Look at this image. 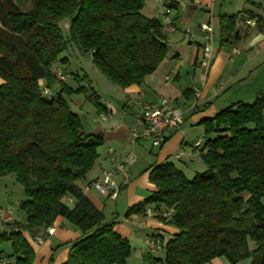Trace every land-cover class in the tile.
<instances>
[{"label": "trees", "instance_id": "trees-1", "mask_svg": "<svg viewBox=\"0 0 264 264\" xmlns=\"http://www.w3.org/2000/svg\"><path fill=\"white\" fill-rule=\"evenodd\" d=\"M145 1L29 0L24 9L14 0H0V176L14 174L23 187L20 210L26 217L24 225L0 223V245L10 246V255H0L7 264H33L35 253L23 234L45 239L58 217L80 235L68 244L62 264H126L130 258L131 246L114 231L115 219L106 222L77 185L93 168L103 135L84 133L65 97L82 94L98 114L108 110L93 89L56 82L51 70L67 64L59 56L72 46L90 55L111 84L139 86L168 52L161 20L141 13ZM261 1L250 5L262 14L243 9L219 15L220 47L236 46L245 36L237 25L247 19L263 32ZM162 7L176 11L179 0H164ZM64 21L67 36L60 29ZM73 78L76 83L83 79ZM44 89L50 96L42 95ZM263 111L264 94H259L251 104L237 102L203 120L204 135L213 138L199 150L205 170L192 180L169 161L150 167L148 181L155 191L125 216L144 218L148 208L170 212L152 216L178 230L166 242L151 235L163 254L156 262L209 264L223 257L230 264L246 258L264 264Z\"/></svg>", "mask_w": 264, "mask_h": 264}, {"label": "crops", "instance_id": "crops-1", "mask_svg": "<svg viewBox=\"0 0 264 264\" xmlns=\"http://www.w3.org/2000/svg\"><path fill=\"white\" fill-rule=\"evenodd\" d=\"M250 3L263 2L261 0H179L178 10L169 13L173 31L166 33L168 46L166 58L139 86L122 89L121 105L118 104L120 108H116L115 114L107 108V114H100L111 122L98 131L103 135V145L97 150L98 157L93 168L84 180L77 182V185L103 214L106 210L110 211L112 219L116 221L114 231L129 240L130 244L137 240L138 230L145 233L139 250L133 249L126 264H130L131 260L139 261L140 264L156 262L163 257L162 251L159 248L150 253L146 247L147 240L152 234H159L166 242L178 232L174 227L163 225L152 216L146 215L144 218L137 214L125 216L130 207L143 201L155 191L154 186L148 181L150 170L145 175L139 176L138 173L168 161L183 173V169L188 166L187 161L193 159L201 162L198 156L201 147L200 138L191 136L193 131H197V135H203L204 131L200 123L205 119L213 118L217 112L231 104L237 102L251 104L259 94H264V28L261 33L255 30L254 26L238 23L237 26L245 36L234 48L219 46V15H234L243 9L262 14L260 9L251 6ZM160 5L157 7V15L162 18L163 8ZM148 13L145 14L147 17H155L151 12ZM201 24L211 29L213 56L208 67L201 65L204 59L203 47L208 44L205 38L207 33L200 29ZM2 83L0 79V85ZM42 83L43 81H40V84ZM186 90L189 92L183 96L182 93ZM187 97L189 100H186ZM161 98H168L182 110L184 119L180 129L167 135L165 143L156 154L153 149L148 151L142 143L129 146L127 144L129 129L140 116L142 107ZM134 149L139 151L140 163L145 165L142 168L139 167L140 165L134 167L135 160L134 165L129 167L128 184L115 200H107L93 188L86 190L98 178L100 169L108 165L109 150H114L116 154L123 156L130 151L133 153ZM66 203L73 204L70 198L66 199ZM49 229L53 231L51 234L46 233L45 239H31L26 233L23 234L35 253L33 264H49L51 257L53 259L51 264L64 263L69 253L68 244L80 237L78 230L60 217ZM57 246L60 247L53 252ZM249 248H253L251 243ZM250 262V258H246L236 264H250ZM209 264L230 263L220 257L211 260Z\"/></svg>", "mask_w": 264, "mask_h": 264}, {"label": "rangeland", "instance_id": "rangeland-1", "mask_svg": "<svg viewBox=\"0 0 264 264\" xmlns=\"http://www.w3.org/2000/svg\"><path fill=\"white\" fill-rule=\"evenodd\" d=\"M14 1L22 5L24 9H27L29 6V0H14ZM159 5L160 4H157V2H155L154 0H146L144 3L145 8L143 7L142 12H141L142 15L147 17L145 14H149L148 13L149 11L152 14H154L153 16L155 17L153 18L161 20L159 15H157V7H159ZM60 29L64 36L68 35L67 21H64L63 23L60 24ZM210 35H211V32H210ZM186 40L187 41L189 40L188 36L186 37ZM59 58L67 59V64L62 65L58 63L55 66V67H58V69H60L61 71H63L65 74H68L69 76H71L66 80L65 82L66 84L70 85L73 88L80 86V87H85L87 89L89 88L93 89L100 97V104L103 107L107 108L108 110L112 111L113 114L116 113V108H120L119 106L121 105L120 99L122 95V88L111 84L94 67V65L92 64L90 55L81 53L75 47L70 46L67 49V51L63 52L59 56ZM73 75H78L80 77H83V79L81 80V82L76 83L73 80L74 79ZM65 100L71 112L78 116L84 133L97 134L98 131H100V128H102V126H106L111 122L107 120V118H105L104 120L101 119V116L103 115L98 114L95 106L92 103H90L88 100H86L85 96L82 94L66 96ZM180 111L182 112L181 109ZM196 132L197 131H193L191 133V136L192 138H200L201 147L199 149L201 150L206 140L212 139L213 136H210L209 138H207L204 135V133L202 136H200V134L197 135ZM141 143L148 151L153 149L154 154L158 153V150L160 149V147H156V148L151 147V145L148 142H141ZM190 151H191V147H190ZM127 154L128 153L124 154L123 156H126ZM133 154L136 160V166L134 167H137V165L138 166L140 165L139 167L142 168L145 165V163L144 164L140 163L141 158L139 155V151L134 149ZM187 165L188 166L185 169H183L184 170L183 174L188 180H192L197 173H201L205 170V167L204 165H202L201 162H197L196 160H193V159H191L190 161H187ZM149 168L145 169L146 171L144 172L140 171V173H138L139 176L145 175L146 172L149 171ZM128 171H129V168H128ZM128 178H129V174H128ZM24 200H25V196H24L23 187L16 181L14 174L0 176V208H5V209L10 210L12 212L13 221L20 225H24L25 219H26L25 214L20 210V205ZM104 215L106 218L105 220L106 222L113 220L112 214L110 213L109 210H106ZM115 225H116V221H115ZM144 234H145L144 232H141L138 230L137 236H136L137 240L134 241L133 244L132 243L130 244V241L128 240L131 246V253L133 249L135 248L139 250L140 245L142 244L141 240L143 239ZM0 255L2 256L10 255V246L8 243H4L0 245ZM136 262L131 260L130 264H140L139 261H136ZM156 264H162V263L158 262Z\"/></svg>", "mask_w": 264, "mask_h": 264}, {"label": "built area", "instance_id": "built-area-1", "mask_svg": "<svg viewBox=\"0 0 264 264\" xmlns=\"http://www.w3.org/2000/svg\"><path fill=\"white\" fill-rule=\"evenodd\" d=\"M162 6L164 0H155ZM162 28L165 33L172 32V20L169 18L170 11L162 7ZM245 24L248 26H254V21L247 19ZM200 29L205 31L207 35L208 44L203 47L204 59L201 62L203 67H208L212 60V39L211 29L201 24ZM56 82H66L69 78L68 74L53 67L51 70ZM50 90L44 89L42 95L44 97L50 96ZM101 119H105L101 116ZM183 113L178 107H176L168 98H161L157 102L145 104L142 107L140 116L135 120V124L129 129L127 137V144L134 146L137 143L148 142L151 147H161L169 133L176 132L180 129L183 123ZM199 145L198 143L196 144ZM108 165L100 169L99 176L95 179L87 188H93L100 193L107 200H115L121 190L128 184V168L135 162V156L132 152H129L126 156H120L116 154L114 150L108 152ZM148 216H168L170 212L159 210L153 212L151 209H146ZM12 212L5 208H0V223L3 225H10L13 223ZM53 230L48 229L47 233L51 234ZM146 247L150 253H153L159 249L158 244L152 239L147 240ZM8 261L5 258H0V264H7ZM149 264H155L150 262Z\"/></svg>", "mask_w": 264, "mask_h": 264}]
</instances>
